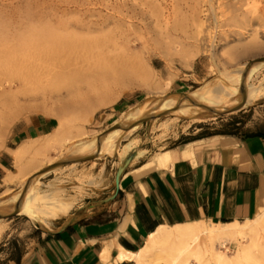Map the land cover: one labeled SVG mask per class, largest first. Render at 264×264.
<instances>
[{
    "label": "bare ground",
    "instance_id": "6f19581e",
    "mask_svg": "<svg viewBox=\"0 0 264 264\" xmlns=\"http://www.w3.org/2000/svg\"><path fill=\"white\" fill-rule=\"evenodd\" d=\"M221 2L222 0H219V7L223 6ZM251 2L252 0H239V5H232L237 11L233 19L238 25L253 22V17L250 16L253 8ZM211 9L216 10L215 4ZM110 21L124 27L106 33L103 24ZM258 21L256 24L263 26L264 8ZM80 23L81 21H78L77 25L84 29L89 22L83 20ZM162 23H165L164 26L162 25L164 28L160 26ZM169 23L168 17L158 18L157 25L161 28L156 32L158 37L152 42L145 31L149 28L135 21L133 16L122 13L117 16H106L100 23L91 21L90 24L95 25V28L91 30V27H88L89 36L77 35V31L70 30L73 23L66 18V15L52 18L39 26H30L24 32L13 33L0 29V110L4 105L20 104L23 100L25 102L43 100L45 103L49 99H56V96H63L62 90H66L68 97H75L82 95L83 88L88 89V93L80 102V107L88 110L83 119L82 117L70 119L67 117L70 111V108L66 107L68 105L59 107L58 112L54 110L56 114L53 113L58 118V123L50 133L24 141L16 149L11 150L16 161L17 173L8 174L5 179L7 184L11 185L18 178L22 180L34 170L24 182V191L19 194L21 202L15 206L14 213H23L47 225L50 221L70 212L73 203L65 201L67 191L64 187L48 192H40L41 188H37L43 177L62 168L53 160L52 153L59 151L61 146L71 141L73 123L80 122L77 124L78 132L82 135L88 134V130L85 131L82 125V120L83 124L87 122L92 124L94 109L108 106L113 102L106 98V94L114 86L121 87L118 97L136 87L149 89L155 87L156 70L149 65L146 57V53H150L151 46L158 43L162 44L161 48L168 50L169 46L179 52L184 51L185 48L184 42L179 40L181 38L175 37L171 32ZM203 24L201 14L195 13L192 17V26L202 27ZM97 31L101 34L92 35ZM215 38L216 36L212 34L209 37L212 56L215 55ZM234 38L233 42L237 40L241 49L231 48V54L235 53L234 50H239L241 54L263 45L259 38L251 41L241 32L236 33ZM231 43L232 41L229 42ZM132 44L137 47L140 45L141 50H135ZM121 58H127L135 65L122 66ZM258 59L260 58L244 63L238 70L224 71L221 76L223 80L221 86L215 87L209 83L199 88L196 94L179 93L157 100L149 99L135 106L129 113H123L124 118L117 121L116 126L110 131L104 134L97 132L89 140L80 139L73 147L74 152L71 155L102 156L104 153L113 155L129 133L140 125L138 122L149 114L155 115L160 112L166 115L173 114L177 120L190 117L196 123L207 121L209 116L216 118V114L208 109L210 107L232 110L245 102L254 105L264 98V61H257ZM175 79L176 77L173 76L170 81L173 82ZM91 93L95 97L91 98ZM188 100L190 104H185ZM0 124H4L3 118ZM2 127L4 125L0 128ZM3 146L0 143V151ZM175 160L173 152L165 151L156 161H151L142 168L152 167L155 164L168 168ZM77 164L78 161L75 160L70 167ZM6 213L8 212L4 210L0 214V239L7 228L1 224L2 219L7 216ZM239 238L243 240L249 238L252 246L240 242L238 251L233 257L216 248L217 242L224 245L230 239ZM263 241L264 207L255 217L246 219L245 222L195 221L176 226H162L149 236L146 245L137 253L119 246L116 262L136 259L140 264H145L147 256L158 252L161 258H158L154 264L161 260L166 264H257L252 248Z\"/></svg>",
    "mask_w": 264,
    "mask_h": 264
},
{
    "label": "rangeland",
    "instance_id": "374dc122",
    "mask_svg": "<svg viewBox=\"0 0 264 264\" xmlns=\"http://www.w3.org/2000/svg\"><path fill=\"white\" fill-rule=\"evenodd\" d=\"M218 2L219 0H0V29L13 33L24 32L30 26H39L52 18L66 15V18L73 23L70 30L77 31V35L89 36L88 27H91V30L95 28V25L90 24L91 21L100 23L106 16H117L122 13L133 16L135 21L149 28L145 31L151 37V42L158 37L156 32L161 28L157 25L158 18L168 17L171 32L175 37H180L179 40L183 41L185 46L184 51L181 52L169 46L168 50L161 48L162 44L158 43L151 46L150 53H146V57L149 65L156 70L155 87L150 89L136 87L118 97L121 87L114 86L106 94V98L113 102L108 106L94 109L92 124L88 122L83 124L82 120L85 131L88 130L87 135L78 132L77 124L80 122L71 125V141L61 146L59 151L52 153L53 160L62 168L43 177L37 188H41L40 192H48L64 187L67 191L65 201L72 202L73 207L68 214L61 215L47 225L23 213H14L15 206L21 202L19 194L24 191V182L34 170L22 180L18 178L11 185L7 184L5 179L8 174L17 173L16 161L11 150L16 149L24 141L43 136L37 129L41 121L50 123L49 132H51L58 123V118L53 113L56 114L59 107L68 105L66 107L70 108V111L67 117L83 119L88 110L80 107V102L88 93V89L83 88L82 95L75 97H68L66 90H62L63 96H56V99H49L45 103L43 100L35 102L23 100L20 104L2 106L0 120L3 118L4 124H0V127L2 125L4 127L0 128V143L4 146L0 151V213L6 210L11 211L12 214L3 218L1 222L7 228L0 239V259L22 256L42 233L55 229L60 221L70 217L76 210L92 208L107 198L115 191V181L123 163H127V167H134L156 161L165 151L211 133L236 131L235 128L238 126L242 128L241 133L264 128V98L237 113L216 116L215 119L209 116L207 121L203 122L195 123L190 117L177 120L173 114H164L152 117L131 131L113 155L104 153L102 156L78 161L76 166L70 167L76 159L86 157L71 155L74 152L73 147L80 139L89 140L97 132L104 134L110 131L116 126L117 121L124 118L123 113H129L135 106L149 99L157 100L179 93L196 94L199 88L209 83L211 86H221L223 83L221 76L224 71L238 70L244 63L264 57V23L263 26L256 24L264 8V0H252L253 8L250 16L253 17V22L246 25H238L233 19L237 11L232 5H239V0H222V7L221 5L219 7ZM214 4L216 10L211 9ZM194 12L201 14V20L204 22L202 27L192 26ZM83 20L89 22L84 29L77 25L78 21L82 23ZM104 25L106 33L124 27L112 21ZM162 25L164 26L165 23L160 24ZM97 32L92 35L101 34ZM239 32L245 33V37L251 41L259 38L263 45L239 54L240 43L237 40L233 42L235 34ZM211 34L216 36L214 56L210 52ZM203 38L207 40L204 42L201 40ZM231 41L232 43L229 44ZM132 45L135 50H141L140 45L139 47ZM235 47L240 48L231 54ZM120 63L127 67L135 65L127 58H121ZM173 76L176 79L172 82L170 79ZM91 95L93 98L94 95L92 93ZM185 104H190L189 100ZM240 242L252 246L249 238L245 240L239 238L230 239L224 245L217 242L216 248L233 257L238 251ZM252 254L257 264H264V241L252 248ZM158 258H161L160 254L154 252L147 256L145 264H154ZM137 264H140V261L137 260ZM157 264L166 263L161 260Z\"/></svg>",
    "mask_w": 264,
    "mask_h": 264
},
{
    "label": "crops",
    "instance_id": "0c3cea01",
    "mask_svg": "<svg viewBox=\"0 0 264 264\" xmlns=\"http://www.w3.org/2000/svg\"><path fill=\"white\" fill-rule=\"evenodd\" d=\"M37 129L46 135L50 123ZM168 151L176 157L168 168L128 166L117 195L115 181L111 196L76 210L0 264H137L116 262L119 246L137 253L162 226L243 221L264 207V138L216 134Z\"/></svg>",
    "mask_w": 264,
    "mask_h": 264
},
{
    "label": "water",
    "instance_id": "95a60500",
    "mask_svg": "<svg viewBox=\"0 0 264 264\" xmlns=\"http://www.w3.org/2000/svg\"><path fill=\"white\" fill-rule=\"evenodd\" d=\"M257 61H261L263 62L264 61V57L258 59ZM203 103V102H201ZM248 106V103H244L243 105H241L240 107H237L236 109H232V110H229V109H213L212 107L208 108L209 110H212L214 114H216V116H224V115H228V114H233V113H237L239 111H242L243 109H245L246 107ZM166 113H163V112H160V113H157L155 115H150L149 117H147L146 119H142V121H139L138 124H141V123H144V122H147L148 120H150L152 117H155V116H160V115H164ZM91 157H97V156H86V157H81V158H78L76 159L77 161H83V160H86V159H90ZM59 164V163H58ZM57 164V165H58ZM57 165H54V166H57ZM126 168H127V163H123L118 171V175H117V178H116V193L115 195H117L119 193V190H120V184H121V180L125 174V171H126ZM8 213L6 217L10 216L12 214L11 211H6ZM2 213V212H1ZM0 213V214H1ZM5 214V215H6ZM5 217V218H6Z\"/></svg>",
    "mask_w": 264,
    "mask_h": 264
},
{
    "label": "trees",
    "instance_id": "16d2710c",
    "mask_svg": "<svg viewBox=\"0 0 264 264\" xmlns=\"http://www.w3.org/2000/svg\"><path fill=\"white\" fill-rule=\"evenodd\" d=\"M233 123L237 124L239 122H233ZM233 123H230V124H233ZM235 129H236V131H225V132L211 133V134L205 135L201 138H204V137H207L210 135H216V134L232 135V136H238L241 138H250V137H262V138H264V128H258L256 130H248V131H245L242 133H241L242 128L240 126L236 127Z\"/></svg>",
    "mask_w": 264,
    "mask_h": 264
}]
</instances>
